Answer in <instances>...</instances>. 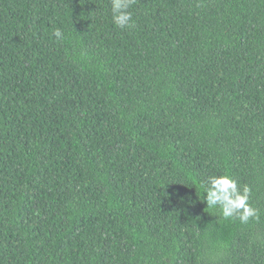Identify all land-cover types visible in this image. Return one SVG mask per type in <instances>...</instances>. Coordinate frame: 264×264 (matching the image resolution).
Returning <instances> with one entry per match:
<instances>
[{
    "label": "trees",
    "instance_id": "obj_1",
    "mask_svg": "<svg viewBox=\"0 0 264 264\" xmlns=\"http://www.w3.org/2000/svg\"><path fill=\"white\" fill-rule=\"evenodd\" d=\"M129 11L0 0V264H264V0Z\"/></svg>",
    "mask_w": 264,
    "mask_h": 264
},
{
    "label": "clouds",
    "instance_id": "obj_2",
    "mask_svg": "<svg viewBox=\"0 0 264 264\" xmlns=\"http://www.w3.org/2000/svg\"><path fill=\"white\" fill-rule=\"evenodd\" d=\"M134 0H110L111 15L114 25L119 29L134 26L132 13L129 11ZM57 39L62 38V32H54ZM251 188H242L228 174L209 176L204 182V200L207 207H219L224 219L237 218L241 223H247L256 217V209L249 203Z\"/></svg>",
    "mask_w": 264,
    "mask_h": 264
}]
</instances>
